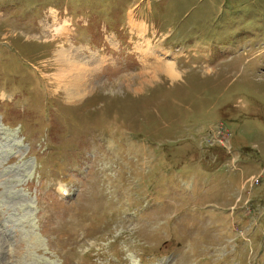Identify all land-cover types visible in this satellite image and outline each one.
<instances>
[{"label":"rangeland","instance_id":"1","mask_svg":"<svg viewBox=\"0 0 264 264\" xmlns=\"http://www.w3.org/2000/svg\"><path fill=\"white\" fill-rule=\"evenodd\" d=\"M0 264H264V0H0Z\"/></svg>","mask_w":264,"mask_h":264},{"label":"bare ground","instance_id":"2","mask_svg":"<svg viewBox=\"0 0 264 264\" xmlns=\"http://www.w3.org/2000/svg\"><path fill=\"white\" fill-rule=\"evenodd\" d=\"M137 22L134 20V16H129V25L131 30L133 31L136 29L139 35L143 36L146 30L145 26ZM68 24L69 23L65 21L63 25L58 26L55 29L56 33L62 36H66L65 34L68 35ZM55 55V63L58 65V68L53 74V77H51V79H53L51 84L53 83L54 86H52L55 87V91H60L61 89L68 102L77 101L87 92L88 74L93 71L94 66H90L85 62L81 63L78 59H76L81 56V53L76 48H64V46H62V48L56 51ZM159 68H161V70L171 79L175 78V74H177L171 65L164 64ZM62 188H60L59 191H61Z\"/></svg>","mask_w":264,"mask_h":264}]
</instances>
